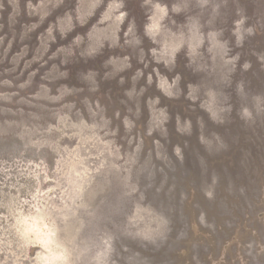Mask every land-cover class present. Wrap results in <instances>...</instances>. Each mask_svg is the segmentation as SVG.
Segmentation results:
<instances>
[{"label":"rangeland","instance_id":"374dc122","mask_svg":"<svg viewBox=\"0 0 264 264\" xmlns=\"http://www.w3.org/2000/svg\"><path fill=\"white\" fill-rule=\"evenodd\" d=\"M264 264V0H0V264Z\"/></svg>","mask_w":264,"mask_h":264},{"label":"trees","instance_id":"16d2710c","mask_svg":"<svg viewBox=\"0 0 264 264\" xmlns=\"http://www.w3.org/2000/svg\"><path fill=\"white\" fill-rule=\"evenodd\" d=\"M220 256H222V253H220V255L218 257H216V259H214L215 261H220L217 264H230V260L226 259L223 260L222 258H220Z\"/></svg>","mask_w":264,"mask_h":264}]
</instances>
